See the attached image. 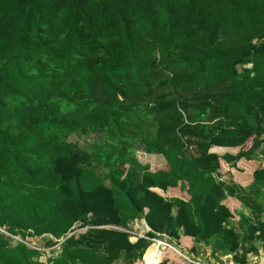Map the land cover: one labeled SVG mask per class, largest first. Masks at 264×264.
Segmentation results:
<instances>
[{"label":"trees","instance_id":"1","mask_svg":"<svg viewBox=\"0 0 264 264\" xmlns=\"http://www.w3.org/2000/svg\"><path fill=\"white\" fill-rule=\"evenodd\" d=\"M91 133L103 140H70ZM258 157L264 0H0V264H169L131 240L136 220L249 264L264 252V168L248 188L218 173ZM45 235L64 242L42 261L25 239Z\"/></svg>","mask_w":264,"mask_h":264},{"label":"crops","instance_id":"2","mask_svg":"<svg viewBox=\"0 0 264 264\" xmlns=\"http://www.w3.org/2000/svg\"><path fill=\"white\" fill-rule=\"evenodd\" d=\"M241 151L240 147H235V148H227V147H213L211 149L212 153H215L219 155L220 157H223L224 155H230V156H236L238 153ZM145 155L151 156L154 159L153 164H146L147 166L150 167L151 172H156L160 170H168V165L166 160L163 158L161 155H149L144 153ZM141 163V162H140ZM165 163L166 166H160L159 164ZM142 164V163H141ZM151 165V166H150ZM264 168V158L258 157L254 158L253 160H246V159H241L240 161L237 162L236 167H232L226 163V161L221 160V169L219 170L218 173V178L220 181L229 184V185H237L242 188H248L251 186L254 180V173L258 169ZM160 195L168 198H182L185 196V192L182 191L181 187L178 188H170L166 193L160 190H156ZM178 193L182 194L183 196L179 195ZM227 206L230 208V210L234 213L236 216V220L239 219L238 215L241 213H247V210L243 208L241 203L232 198L229 197L226 201ZM180 243V248L183 251L189 252L192 250L194 247V242L191 238L183 237L181 240L178 242ZM166 247V245H164ZM202 249V250H201ZM199 255H202V257L206 258L209 256L211 258H214L212 256V250L210 248H201ZM207 253V254H206ZM258 254H263V250H260ZM161 255V253H160ZM208 257V258H209ZM171 259V256L168 257V259ZM180 258H178L179 260ZM172 261V260H171ZM170 262V261H169ZM181 262V260H180Z\"/></svg>","mask_w":264,"mask_h":264},{"label":"rangeland","instance_id":"3","mask_svg":"<svg viewBox=\"0 0 264 264\" xmlns=\"http://www.w3.org/2000/svg\"><path fill=\"white\" fill-rule=\"evenodd\" d=\"M70 140L72 142H74V143H78L81 147H88V146H92L95 143L101 142L103 140V138L99 134L91 133V134H88V135H73L70 138ZM136 155H137L139 161L143 165L153 164V161H151V160L154 159V158L151 157V156L145 155L144 152L141 150V148L137 149ZM159 165L160 166H166L165 163H161ZM178 194L183 196L180 193H178ZM80 226L81 225H77L75 227V233L82 232V229H80ZM130 229H131L130 232H136L138 234L145 235L146 234L145 232L147 231V226L144 223V220H136L135 222H133L131 224ZM157 238L160 239V241H163L162 238H159V237H157ZM131 240L132 241H136L135 237H133ZM16 242H22L21 238L16 237L12 244L14 245V244H16ZM163 242H160V244L162 245ZM25 243H27L28 246L31 247V248L37 249L39 251H44L46 253V255H44L41 258L42 261H47L48 258H50L52 255L57 256L60 253V246L57 244V242H56L57 245L56 244L53 245V246L49 245V241H48V238H47L46 235L43 236V237L26 238L25 239ZM176 244L178 246H180V243L177 242ZM53 251H54V253H53ZM155 253H156L155 255H157V256H160V253H161L162 260L164 259V255H165V259L164 260L165 261H170L169 264H183L182 262H180V259L178 260L179 257L175 254V252L172 249L168 248V247L167 248L166 247H161ZM189 253H191V251H189ZM169 256H171V259H167ZM204 257H206V256H204ZM211 259H213V261H218V259H215V258H211ZM206 260H208V259H206ZM263 262H264V256H260V255L258 257L254 256V255L250 256L249 264H261V263L263 264ZM136 264H142V260H140V262H137Z\"/></svg>","mask_w":264,"mask_h":264},{"label":"built area","instance_id":"4","mask_svg":"<svg viewBox=\"0 0 264 264\" xmlns=\"http://www.w3.org/2000/svg\"><path fill=\"white\" fill-rule=\"evenodd\" d=\"M150 228L147 227V231L145 232V235H141L138 234L136 232H130L133 237H140V238H147L148 240L151 241L152 244H157L159 246V248L164 247L163 245H166V248H170L172 249L175 254L180 258L181 262L183 264H234L233 260H232V256H223V257H219L218 261H213V259H211V257H207L208 260H206V258L202 257V255L200 256H195L192 253L186 252L181 250V248L169 237H167L166 235H159V238H162V240L164 241H160V239L156 238V239H150L148 238L146 235L150 232ZM0 232L4 233L5 235H8V233L0 228ZM16 238V237H14ZM64 242V239L59 241L58 245L60 246L62 243ZM160 242H163V244L161 245ZM264 256L263 254H258V255H254V256ZM250 259V258H249ZM262 262V261H261ZM262 264V263H261ZM264 264V262H263Z\"/></svg>","mask_w":264,"mask_h":264},{"label":"water","instance_id":"5","mask_svg":"<svg viewBox=\"0 0 264 264\" xmlns=\"http://www.w3.org/2000/svg\"><path fill=\"white\" fill-rule=\"evenodd\" d=\"M144 223H145V221H144ZM145 224H146V223H145ZM77 225H78V224H77ZM77 225H76V226H77ZM79 225H80V224H79ZM76 226H75V227H76Z\"/></svg>","mask_w":264,"mask_h":264},{"label":"clouds","instance_id":"6","mask_svg":"<svg viewBox=\"0 0 264 264\" xmlns=\"http://www.w3.org/2000/svg\"><path fill=\"white\" fill-rule=\"evenodd\" d=\"M79 225V224H78ZM81 225V224H80ZM147 226V225H146ZM148 227V226H147ZM149 228V227H148ZM148 250V249H147Z\"/></svg>","mask_w":264,"mask_h":264},{"label":"bare ground","instance_id":"7","mask_svg":"<svg viewBox=\"0 0 264 264\" xmlns=\"http://www.w3.org/2000/svg\"><path fill=\"white\" fill-rule=\"evenodd\" d=\"M165 245V244H164Z\"/></svg>","mask_w":264,"mask_h":264}]
</instances>
